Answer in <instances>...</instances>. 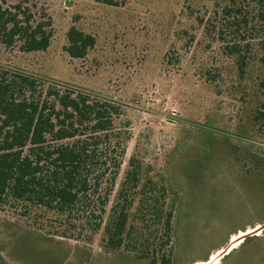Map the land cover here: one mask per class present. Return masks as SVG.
I'll list each match as a JSON object with an SVG mask.
<instances>
[{"label": "rangeland", "instance_id": "rangeland-1", "mask_svg": "<svg viewBox=\"0 0 264 264\" xmlns=\"http://www.w3.org/2000/svg\"><path fill=\"white\" fill-rule=\"evenodd\" d=\"M27 1L35 17L45 13L51 20L49 47L25 54L0 44V67L114 103L119 115L112 147L119 169L112 183L104 180L98 189L100 198L107 197L104 209L66 216L72 235L61 232L53 214L0 198L2 264H148L122 248L108 252L100 245L131 157L164 181L175 228L169 264H264V227L211 261L231 238L263 225L264 106L252 99L249 83L238 85L232 64L225 71L214 63L217 46H206L210 40L194 21L201 5L188 10L184 0H115L117 6ZM72 25L95 38L83 59L63 51ZM213 73L220 78L211 80ZM154 226L157 252L166 239L163 224Z\"/></svg>", "mask_w": 264, "mask_h": 264}, {"label": "trees", "instance_id": "trees-1", "mask_svg": "<svg viewBox=\"0 0 264 264\" xmlns=\"http://www.w3.org/2000/svg\"><path fill=\"white\" fill-rule=\"evenodd\" d=\"M97 1L117 6L115 0ZM184 1L188 10L194 3L201 5L194 21L210 40L206 46H217L214 63L225 71L232 64L238 85L249 83L252 99L264 106V0ZM51 38V20L45 13L35 17L27 0H0L2 46H17L25 54L44 52ZM94 46L92 35L74 25L68 28L63 51L69 58L83 59ZM220 76L213 73L210 78ZM118 115L112 102L0 67V198L53 214L61 232L72 235L67 215L76 209H104L108 202L98 189L104 180L112 183L119 169L112 147ZM165 188L159 173L142 169L131 157L104 221L101 247L108 252L122 248L148 264H169L175 228ZM155 221L163 224L166 239L157 252L151 241Z\"/></svg>", "mask_w": 264, "mask_h": 264}, {"label": "water", "instance_id": "water-1", "mask_svg": "<svg viewBox=\"0 0 264 264\" xmlns=\"http://www.w3.org/2000/svg\"><path fill=\"white\" fill-rule=\"evenodd\" d=\"M263 227H264V224H263L262 226L258 227L257 230H254V231L251 232V233H246L245 235H243V236L241 237L240 240H242L243 238H245V237L248 236L249 234H252V233H255V232H259L260 230H262ZM231 244H232V243L230 242L229 245H231ZM231 246H232V245H231ZM231 246H229L228 248H226V249H224L223 251H221V254L218 256V258H219V257H222L223 255H226V254L230 251Z\"/></svg>", "mask_w": 264, "mask_h": 264}, {"label": "bare ground", "instance_id": "bare-ground-1", "mask_svg": "<svg viewBox=\"0 0 264 264\" xmlns=\"http://www.w3.org/2000/svg\"><path fill=\"white\" fill-rule=\"evenodd\" d=\"M251 232H253V231H248V232H246V233H251ZM244 234H240L238 237H235V238H231L232 240H231V245H233V244H235V243H238L239 241H240V239H241V236H243ZM230 246V245H229ZM221 254V252H218L216 255H214L213 257H211V261L214 259V258H216V257H218L219 255ZM205 264H207V263H205Z\"/></svg>", "mask_w": 264, "mask_h": 264}, {"label": "crops", "instance_id": "crops-1", "mask_svg": "<svg viewBox=\"0 0 264 264\" xmlns=\"http://www.w3.org/2000/svg\"><path fill=\"white\" fill-rule=\"evenodd\" d=\"M259 223L264 224V220H263L262 222H259ZM249 224H250V223H249ZM249 224H247V225H249ZM247 225H246V226H247ZM246 226H244V227H246ZM250 227H251V226H250ZM259 227H260V226H259ZM251 228H252V227H251ZM257 229H258V227H255L253 230H250V231H254V230H257ZM238 231H240V230L238 229ZM242 231H245V228H243ZM242 234L245 235L246 232H244V233H242ZM234 235H236V234H234ZM241 237H242V236H241ZM239 242H241V240H240Z\"/></svg>", "mask_w": 264, "mask_h": 264}]
</instances>
